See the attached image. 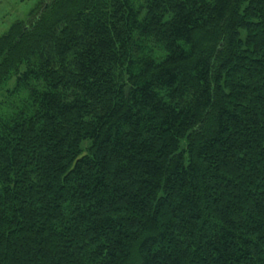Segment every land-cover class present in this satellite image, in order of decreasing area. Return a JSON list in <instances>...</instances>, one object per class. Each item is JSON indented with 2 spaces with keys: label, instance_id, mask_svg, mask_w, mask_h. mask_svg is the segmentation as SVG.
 Wrapping results in <instances>:
<instances>
[{
  "label": "trees",
  "instance_id": "obj_1",
  "mask_svg": "<svg viewBox=\"0 0 264 264\" xmlns=\"http://www.w3.org/2000/svg\"><path fill=\"white\" fill-rule=\"evenodd\" d=\"M1 91L0 264H264V0H40Z\"/></svg>",
  "mask_w": 264,
  "mask_h": 264
},
{
  "label": "rangeland",
  "instance_id": "obj_2",
  "mask_svg": "<svg viewBox=\"0 0 264 264\" xmlns=\"http://www.w3.org/2000/svg\"><path fill=\"white\" fill-rule=\"evenodd\" d=\"M40 0H24L21 2H17L16 9L14 10V13H12L10 16H7L3 19V23H0V36L8 30L10 25L13 23L12 21H15V19H19L16 17V14L24 15L22 17L25 18L26 15L33 9L35 6H37V3H39ZM12 22V23H11ZM7 94L0 92V103L6 99ZM1 105V104H0ZM3 107V105L1 106Z\"/></svg>",
  "mask_w": 264,
  "mask_h": 264
},
{
  "label": "crops",
  "instance_id": "obj_3",
  "mask_svg": "<svg viewBox=\"0 0 264 264\" xmlns=\"http://www.w3.org/2000/svg\"><path fill=\"white\" fill-rule=\"evenodd\" d=\"M21 1H24V0H0V23H3V19L5 17L10 16L12 13H14L17 2H21ZM23 16L24 15L18 16L16 14V17L19 19H22ZM15 20H18V19H15Z\"/></svg>",
  "mask_w": 264,
  "mask_h": 264
}]
</instances>
